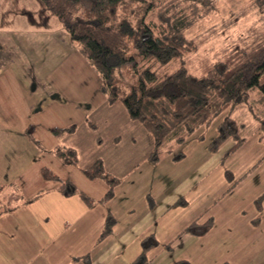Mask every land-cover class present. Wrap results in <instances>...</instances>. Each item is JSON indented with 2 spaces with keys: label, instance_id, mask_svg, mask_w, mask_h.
Masks as SVG:
<instances>
[{
  "label": "rangeland",
  "instance_id": "374dc122",
  "mask_svg": "<svg viewBox=\"0 0 264 264\" xmlns=\"http://www.w3.org/2000/svg\"><path fill=\"white\" fill-rule=\"evenodd\" d=\"M148 1L152 4L148 13L152 25L169 29L168 32H175L185 39L189 51L166 63H159L151 58L145 59L138 65L137 72L147 68L156 75L163 76L180 67L196 72L202 58L214 61L215 56L223 50L236 49L245 44H264V0ZM136 5L129 3L130 8H135ZM1 19L6 21H0V32L22 34L28 39L27 58L23 56L24 60L20 61V54L14 50L11 56L13 64L30 65V70L31 66L36 64L50 69V73L45 74L39 83L43 84L46 90L53 89V100L44 99L42 113L27 122H9L6 125L7 132L0 131V175L11 182L2 193V203L7 204L13 214L7 217L5 211L0 217V235L5 241L4 246H0V255L4 249L5 254L9 250L11 254L6 256L14 261L13 264H23L18 255L23 246L19 223L23 212H48L52 223L55 220L52 218L54 210L72 209L58 204L62 199L56 190L58 183L43 181L41 178L40 181L33 180L32 176L36 175L32 172L37 173V167L44 165L60 179L70 180L85 190L86 194L97 196L98 189L90 191L86 187L89 181L83 179L78 169L100 160L112 176L122 179L123 174L119 167L135 157L141 159L146 147L147 151L151 152L152 140L146 129L129 118L119 101L109 103L106 100L101 92L102 80L99 75L82 59L78 45L70 40L59 22L45 10L39 0H0ZM8 20L12 22L9 24ZM15 20L19 23L16 24ZM129 69L130 65H124L122 69L115 71L114 79L117 81L118 93L126 91V84L135 79V75L137 78V72H132V77L131 73L126 74ZM32 75L30 71V78ZM259 80L260 84H264V74ZM262 114L264 98L257 88L250 89L243 93L242 102L233 109L228 108L214 116L207 125L200 127L183 143L174 144L171 148L172 154L181 150L184 155L186 153L188 161L185 164L191 166L196 154L191 151L200 143V168L203 167L200 171H205L204 174L200 173V177L204 175L200 178V207L201 197L204 196L205 216H212L215 211L226 207L237 210L235 214L240 210L245 211V214L253 213L251 220L255 222L257 231L261 234L262 244L260 241L259 244L252 241L253 252L251 247H246L249 254L247 264H264V128L258 129ZM226 116L239 128L238 134L239 138L243 139V144L221 165V154L218 151L207 159L203 153L207 154L206 148L216 134V126ZM24 123L30 126L29 131L34 140L22 138L19 126ZM241 125L243 127H240ZM52 127L70 130L54 135L49 131ZM2 133L7 136L3 137ZM260 136H263L262 140L259 139ZM115 139H118L116 143ZM233 143L234 140L230 138L223 146L227 147ZM68 147L75 151L78 167H67L56 158V150ZM165 153L167 152L162 150L161 156H166ZM36 157L38 162L27 166L26 177L30 178L27 179V184L22 183L25 174L13 181L15 168H22ZM203 162L204 166L201 165ZM227 171L226 177L229 176L228 179L233 182L237 181L228 191L226 189L230 183L228 184L224 175ZM36 184L39 185V190L36 191L37 195H32L29 191ZM262 194L263 197L257 206L256 200ZM214 199L216 201L212 202ZM75 200L78 202L77 197ZM76 210L80 208L77 207ZM14 214L17 216L14 217ZM11 229L14 231H10ZM258 245H262V249L257 253ZM31 250L30 247L29 252ZM36 259L30 257L29 264H36Z\"/></svg>",
  "mask_w": 264,
  "mask_h": 264
},
{
  "label": "crops",
  "instance_id": "0c3cea01",
  "mask_svg": "<svg viewBox=\"0 0 264 264\" xmlns=\"http://www.w3.org/2000/svg\"><path fill=\"white\" fill-rule=\"evenodd\" d=\"M8 22L10 24L12 20ZM14 22L19 23L18 20ZM28 47V39L25 35L0 32V131L7 132L6 125L9 122H27L43 112L45 98L53 100V89L46 90L44 85L39 83V80L44 79L45 74L50 73V69L36 64L31 66L32 70H30V65H14L11 60L14 50L20 54V61L23 56L27 58ZM30 71L33 74L32 78ZM29 127L25 123L19 126L20 133L23 139L34 140ZM141 127L144 129L142 125ZM1 135L7 136L6 133ZM260 137L259 139L262 140L263 136ZM117 140L115 139L114 142L116 143ZM225 142L215 151L207 147V154L203 153L206 159L218 151L221 154L219 163L223 165L228 156L240 147L235 148V140L227 147L223 146L226 145ZM199 144H196V148L191 151L196 153L191 166L185 164L188 155L186 153L184 155L182 150L179 151L180 157H175L176 153L172 154L170 151L165 153L166 156L160 155L157 161L150 162L147 160L150 152L146 147L141 159L135 157L119 167L123 178L118 179L112 196L106 201H100L107 190L105 182L100 179L89 180L78 169L83 179L89 181L86 187L90 191L98 189L99 195L86 194L85 190L75 185L93 201L88 205L77 195H62L58 191L57 184L56 190L62 197L58 204L72 209L54 210L52 218L54 217L55 220L52 223L48 212L36 210L23 212L19 221L23 246L18 254L23 264H29L30 257L37 258L36 264L38 262L40 264H173L177 261H186L188 264H238L240 261L241 264H247L249 254L246 247H251L250 250L253 252L254 243L259 244L260 241L262 244L261 234L257 231L255 222L251 220L253 213L245 214V211L240 210L235 214L237 210L226 207L215 211L212 216H205L204 196L201 197L200 207V178L204 176L200 177V173L204 174L205 171H200L203 167L200 168ZM68 148L74 151L71 147ZM56 158L67 167L72 166L63 163L57 156ZM34 162H38L37 157L22 168H15L12 180L25 174L22 177L23 182H20L27 184V179H30L26 177L27 166ZM204 164L203 162L201 165ZM43 167L46 166L40 165L37 167V173L32 172L36 175V177L32 176L34 181H40V178L46 181L40 174ZM227 174L228 171L224 173L225 177ZM228 178L229 176L226 179L230 184L227 191L237 183ZM7 184L11 182L0 175V217L5 211L7 217L13 216L7 204L2 203L4 200L2 193L7 188ZM37 190H39L38 184L29 192L37 195ZM262 197L263 194L257 198V206ZM180 200L184 201L183 204L177 203ZM215 201L214 199L212 202ZM77 207L80 210H76ZM108 213L113 225L110 233L101 237ZM16 216L17 214H14V217ZM208 219H211V225L205 233L192 234L185 231L190 224L196 223L200 227ZM3 240L0 235L1 247L4 246ZM149 240L154 245L142 252L144 243H148ZM30 247L32 250L29 252ZM261 249L262 245H258L256 252ZM6 254L11 253L8 250ZM6 254L4 249L0 255V263L13 264L14 261Z\"/></svg>",
  "mask_w": 264,
  "mask_h": 264
},
{
  "label": "trees",
  "instance_id": "16d2710c",
  "mask_svg": "<svg viewBox=\"0 0 264 264\" xmlns=\"http://www.w3.org/2000/svg\"><path fill=\"white\" fill-rule=\"evenodd\" d=\"M78 45L80 56L90 65L102 80L101 92L109 103L119 101L128 116L146 129L152 140V150L147 160L155 162L161 151L170 153L174 144H181L200 127L207 125L214 116L224 110L233 109L242 102L244 92L257 88L264 98V84L260 76L264 74V44H245L236 49L223 50L214 61L199 60L196 72L180 67L169 75L158 76L147 68L137 72L138 65L151 58L166 63L188 52L185 39L164 27L153 26L148 13L152 8L148 0H39ZM136 3L130 8L129 3ZM171 33V34H169ZM124 65H130L127 73L137 72L126 84V91L117 92L114 74ZM259 130L264 128V114L261 115ZM260 119V120H261ZM240 127H243L241 125ZM239 128L229 116L216 126V135L208 148L215 151L228 139L236 141L235 148L241 146ZM70 128H52L58 135ZM63 163L78 167L75 152L70 148L55 152ZM177 152L175 157H180ZM264 158V155H263ZM89 180L100 179L107 190L100 201L108 200L118 179L112 176L97 160L90 166L79 168ZM46 181L58 183V191L64 196L77 195L90 205L93 201L72 182L61 180L50 169L40 170ZM183 200L178 204H183ZM113 220L106 217L101 237L110 233ZM211 225V219L198 226L192 223L187 232L203 234ZM149 240L144 243L142 252L152 247ZM173 264H188L177 261ZM227 264V263H223Z\"/></svg>",
  "mask_w": 264,
  "mask_h": 264
}]
</instances>
